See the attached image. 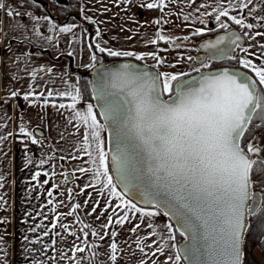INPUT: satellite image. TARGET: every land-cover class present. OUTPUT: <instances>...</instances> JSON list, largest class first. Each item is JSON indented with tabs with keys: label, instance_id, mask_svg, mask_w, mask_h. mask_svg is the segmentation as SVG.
I'll use <instances>...</instances> for the list:
<instances>
[{
	"label": "crops",
	"instance_id": "crops-1",
	"mask_svg": "<svg viewBox=\"0 0 264 264\" xmlns=\"http://www.w3.org/2000/svg\"><path fill=\"white\" fill-rule=\"evenodd\" d=\"M76 1L80 4L79 22L58 19L50 9L45 13L31 12L36 17H50L58 26H78L74 28L78 38L70 44V34H59L57 39L56 34L48 31L51 25L41 20L38 25L41 32L44 35H54V43L49 45L34 34L35 22L24 15L28 12L20 10L19 4L22 0H2L6 7L21 15L9 18L4 10H0V20L4 21L0 25V135L7 136L0 141V182L3 183L0 197L4 201L0 203V221H5L0 223V236L4 237L5 245L3 251H0V258L4 264H77V260L80 264H111L107 246L115 239L118 242V260L122 264H138L140 259L145 264H173L179 251L174 228L164 213L137 205L117 188L109 164L106 128L101 132V147L108 153L106 165L119 196L112 195L110 188L104 187L103 177H94L97 165L79 150L81 133L86 129L79 119L73 118L72 109L58 107L60 103L70 104L71 99L54 96L47 98V102L45 99L35 98L26 101L23 93L30 90V84H39L40 87L34 91L45 94L52 88L59 91H72L74 88L80 90L82 72L89 68L88 65L96 63L91 60V54L95 53L97 58L99 54L113 57L107 52H98L94 47L88 48L89 43L94 45L97 42L113 51L144 55L145 59L141 61L159 66L161 73L196 72L193 69L201 68V63L195 59L196 53L193 59L188 60L185 56H188L189 50L185 46L166 47L162 44L165 41L158 40L155 33L159 31L166 37H172L170 43L180 42L196 35L194 33L197 29L201 30L200 34L218 30L221 28L220 22L228 24L224 30L237 27L246 35L248 45L240 51L241 59L251 60L256 67L264 68V48L260 47L264 45V36H256L257 32L264 33V14L261 11L264 0H252L251 3L248 0H165L166 7L163 11L142 8L140 5L144 0H133L131 5L123 3L122 0ZM245 3L248 4L247 8L234 7ZM105 7L107 11L104 10ZM221 7L228 11L229 17L235 15L253 27L249 29L237 25L228 17H221V21H216L215 16ZM85 16L92 17L96 23L88 22L84 19ZM185 16L188 17L187 20L184 19ZM155 19H160L161 24L148 23ZM97 29L100 31L99 39L96 38ZM152 39H157V42L150 43ZM69 51L73 53L72 56H68ZM148 53L157 54L164 63L158 64ZM27 54L34 55L26 60ZM115 57L135 58L123 55ZM26 65L37 70V80H32L30 74L26 73ZM41 67L51 68L52 72H39ZM246 69L258 80L251 68ZM12 90L21 95L18 98L11 97ZM89 104L93 106L98 122L103 124L92 101L79 97L76 110L86 112ZM21 125L27 132L32 133L38 143L33 144L29 136L19 134ZM36 129L41 130L45 137L35 133ZM38 146L43 148V152L37 151ZM26 156H30L33 161L27 166ZM41 159L45 161L43 165L39 163ZM80 168L88 171L81 172ZM37 171L42 174L34 180L33 175ZM69 172L74 175L72 180L67 176ZM45 180L48 182L44 183ZM49 191L51 196L48 195ZM121 198L130 200L142 212L157 214L144 217L141 213L129 211L131 223L112 224L106 229L103 228L109 216L115 219L116 214H124L122 207H116L121 204ZM76 204L80 207L72 215H67ZM93 208H96L95 212L92 211ZM148 223L153 227L148 228ZM37 224L41 227L32 232L31 229ZM135 224H140L141 227L136 233H132L129 230ZM168 225L172 226L171 231ZM45 228L49 234L42 237L41 243H31L30 241L41 236ZM93 230L101 235L116 231L117 236L110 238L105 235L100 240L98 236L91 235ZM85 232L89 233L91 241L87 237L86 244H82ZM150 233L154 234L149 236ZM169 235H174L175 239L169 240ZM25 236L29 240L26 241ZM145 236L149 237L145 243L151 245L150 248L145 247L148 255H144L137 248V239ZM90 245L98 246L95 249L98 255L93 254V250L88 247ZM74 246L84 247L85 251L75 252ZM158 246L163 248V254L156 252L153 256L152 252ZM170 255L173 261H168ZM94 256L97 257L96 262ZM262 261L264 262V258ZM179 264H185L182 257Z\"/></svg>",
	"mask_w": 264,
	"mask_h": 264
},
{
	"label": "snow or ice",
	"instance_id": "snow-or-ice-1",
	"mask_svg": "<svg viewBox=\"0 0 264 264\" xmlns=\"http://www.w3.org/2000/svg\"><path fill=\"white\" fill-rule=\"evenodd\" d=\"M122 2L131 5L133 0H122ZM251 2L252 0H248V3ZM140 6L148 10L163 11L166 4L165 0H144ZM234 7L247 8L248 4L234 5ZM0 10H4L9 18L21 15V13L6 7L2 0H0ZM104 10L108 9L105 7ZM24 15L35 22L33 25L34 34L48 42L49 45L54 43V35H44L41 32L38 27L41 20L47 21L51 25L48 31L56 34L57 39L59 34H70L69 43L71 44L78 38L74 32V28H78L75 24L58 26L47 16L36 17L31 12L24 13ZM221 17H228L232 22L242 27L249 29L253 27L252 24H245L243 19L237 18L235 15L229 17L228 11L222 7L215 16V20L221 21ZM84 19L90 23H96L92 17L85 16ZM184 19L187 20L188 17L185 16ZM3 23L4 21L0 20V25ZM148 23L160 25L161 20L155 19ZM219 26L227 28L228 24L220 22ZM86 33L85 29L84 34ZM200 33L201 30L197 29L194 34L199 35ZM155 36L158 40L165 42L173 39L162 35L159 31L155 33ZM234 36V33L228 35L229 42L224 48L218 47L225 41L224 36L219 37L215 43L208 44L207 47L214 49L210 53V58L234 59L235 57L229 56V52L233 45L238 46L237 42L240 39L239 36H235L233 39ZM256 36H264V33L257 32ZM99 37L100 31L97 29L96 38L99 39ZM157 39H152L150 43L155 44ZM104 43L106 44L107 41ZM93 47L98 52H107L109 56L113 57L123 55L135 56L137 60L145 59L144 55L132 52L121 53L102 47L99 42L94 45L88 44L89 49ZM260 47L264 48V45H260ZM67 54L68 56L73 55L71 51ZM31 55L34 54H27L25 59L30 60ZM147 55L156 60L158 64L164 63V60L155 53ZM187 59L191 60L192 57H187ZM91 60H97L95 53L91 54ZM240 63L245 68H251L258 77L259 85L264 86V68L256 67L248 59L240 60ZM88 66L92 67L93 65ZM201 67L206 68L208 65L201 63ZM131 69V65H122L120 70L111 72V77L113 86H116V82H120L128 89L130 99L126 102L130 107L127 127L128 131L143 146L146 153V171L143 168L130 166L132 154L127 147H120L117 153L111 156V163L117 174L118 183L124 186L126 192L138 185H143L142 195L147 197V203L155 204L157 207L164 203V206H171L175 209L172 214L178 215L183 229L181 235L188 236L189 245L182 253L179 251L176 253L174 261L171 255L168 256V261L179 264L182 256L184 259L206 256L207 259L201 261V264H243V249L246 235L251 226L249 217H254L258 223L264 224V198L253 195L255 186L264 185V154H262L264 149L258 146V143L254 144L251 141L242 146V140L245 139L246 133L250 132L249 126L253 125L254 119L264 121V87L258 91L255 80L227 69L204 76L199 87H186L190 82L182 81L181 77L188 73H157L153 76L146 72L136 74ZM45 71L51 73L52 69L43 67L39 69V72ZM193 71L200 72V68L193 69ZM26 73L30 74L32 80L38 79L37 70L28 68L27 65ZM104 75L107 73L100 75L96 98L105 101L101 111L104 120L106 122L111 120L115 123L117 108L106 98ZM16 78L19 79V77ZM161 78L162 88L158 87ZM37 87L40 85L30 84V90L23 93V99L26 101L33 98L45 99L46 102L47 98L54 96L71 99L70 104L60 103L58 107L72 109L73 118L79 119L86 129L81 133L82 141L79 150L84 152L93 164L97 165L93 173L94 177L97 179L103 177L104 187H109L112 195L119 196L106 165L108 153L101 147V132L105 125L98 122L93 112V106L89 104L86 112L76 110L80 97L78 88H74L72 91H59L52 88L45 94V92H35L34 89ZM163 94H168L167 100L162 98ZM10 95L13 98H18L21 93L12 90ZM255 126L259 127L260 125ZM18 131L19 134L29 136L33 144L38 143L32 137V133L27 132L23 125L19 127ZM113 132L116 137L120 136L118 127L114 128ZM6 138L7 136L0 135V141ZM32 163L31 157L26 156L25 165ZM39 163L43 165L45 161L41 159ZM79 171L86 172L88 169L80 168ZM41 174L39 171L35 172L33 179L36 180ZM43 174L47 175V173ZM47 182V180L44 181V183ZM0 187H3L2 182H0ZM69 193L71 194L70 189ZM48 195H52L51 191L48 192ZM249 201L252 203L250 204ZM3 202V197H0V203ZM51 202L49 201V203ZM79 207L80 205L76 204L73 206L72 212L67 215H72ZM116 207H122L124 214H116L115 219L109 216L107 224L103 225V228L106 229L112 224L131 223L129 211L141 213L144 217L157 214L142 212L130 200L123 198H121V204ZM92 211L95 212L96 208H93ZM3 222L5 221H0V223ZM146 226L153 227L151 223ZM40 227L41 225L37 224L31 231L36 232ZM53 227H55L54 224ZM64 227L67 226L64 225ZM140 227V224H135L129 231L136 233ZM168 228L171 231L172 226L168 225ZM48 234V230L45 228L40 237L30 242L41 243L42 237ZM153 234L150 233L149 236ZM88 235V232L84 233L85 239L81 240L82 244H86ZM91 235L98 236L100 240H103L105 235L115 238L117 232H105L101 235L98 231L93 230ZM24 239L27 241L29 237L25 236ZM148 239V236L137 239V248L144 255H148L145 252V247H151L150 244L145 243ZM168 239L174 240L175 236L169 235ZM4 247V237L0 236V251H3ZM88 247L93 250L94 255H98L95 251L97 245ZM171 247H175V245H171ZM107 248L111 264H122L117 256L118 242L113 239ZM74 251L83 253L85 248L74 246ZM156 252L163 254V248L158 246L152 255H156ZM133 258H135L134 253ZM0 264H4L2 258H0ZM77 264H80L79 260H77ZM138 264H145V261L140 259Z\"/></svg>",
	"mask_w": 264,
	"mask_h": 264
},
{
	"label": "water",
	"instance_id": "water-1",
	"mask_svg": "<svg viewBox=\"0 0 264 264\" xmlns=\"http://www.w3.org/2000/svg\"><path fill=\"white\" fill-rule=\"evenodd\" d=\"M59 3L61 4H67V0H58ZM46 6L47 4H43ZM230 33H234L235 36H239L240 39L237 42V45L232 46V50L229 52V56L232 57L234 52L236 51L237 48H245L248 45V41L246 38V35L237 27H231L226 30H222L215 35L212 36H206L199 40L196 43V47L198 49V53L195 55V59L199 63H204L207 60H213L216 62H221L228 60V58L221 57L219 59H211L210 58V53L214 51V49H210L207 47L208 44L210 43H215V41L221 37H225V41L220 44L218 47L224 48L228 44V35ZM233 37V39L235 38ZM131 65L132 66V71L136 74H141V73H148L149 75H156L157 73H161L156 67L149 65L141 60H137L136 58L133 57H114V58H109L105 55L101 56V59L97 61L96 63L93 64L92 67L87 68L84 72H82V75L88 79L89 81V86L92 92V98H93V103L101 117L102 123L105 125V128L107 130L108 134V153H109V164L110 168L112 171V175L114 178V181L118 188L121 190V192L128 197L130 200L135 202L137 205L141 207H146V208H157L164 214L167 212L169 213L166 215L170 221L174 224L175 228L177 231L181 234V231H183L181 227V222L180 219L178 218L177 214H172L175 212V209L172 208L171 206H164V203H161L159 207H157L155 204H149L147 203V197H144L142 195L144 187L143 185H138L135 188H131L130 191L125 190L124 186L118 183L117 181V174L113 170V166L111 163V156L113 154L117 153L118 148L120 147H127L129 152L132 154V159L130 162V166H135L138 168H143L146 171V164H145V159H146V153L144 152L143 146L140 144V142L135 139V137L128 131V109L130 105L126 102L127 100L130 99L128 96V89L127 87H124L123 85L120 84V82H116V86H113V81L111 77V72L114 70H120L122 65ZM229 70L230 72H239L242 75H246L250 77L252 80H255L253 75L248 72L246 69L241 68V67H235V66H220V67H214V68H209V69H203L200 70V72H193L191 74H188L186 76L181 77L182 81H189L190 84L186 85V87H199L200 81L204 76H209L216 74L218 72H221L223 70ZM107 73V75H104V87L106 90V98L108 101H111L117 108V114H116V122L114 123L113 121H105L103 116L101 115L102 111V106L104 105L105 101L98 100L96 98V88L98 86V83L100 82V75ZM256 81V80H255ZM158 87L162 88V78L161 82L158 83ZM257 90L259 91L258 84H257ZM162 98L167 100L168 97H165L164 94L162 95ZM119 128L120 130V136L116 137L114 135L113 129L114 128ZM41 130L36 129L35 133L40 134L42 137H45V134L40 132ZM262 149H264V145L261 146ZM72 174V175H69ZM68 178L73 179L74 175L73 173L69 172L68 173ZM254 197L259 196L263 198V195L260 191H255L253 192ZM168 199H171V197H168ZM251 204L252 201H249ZM251 219V217H249ZM184 240L179 244V252H183V250L189 245V240L187 235H182ZM247 236V235H246ZM243 251H245V246ZM182 259L185 264H201V261H205L207 259L206 256H200L197 258H189V259H184L182 256ZM244 261V259H243Z\"/></svg>",
	"mask_w": 264,
	"mask_h": 264
},
{
	"label": "trees",
	"instance_id": "trees-1",
	"mask_svg": "<svg viewBox=\"0 0 264 264\" xmlns=\"http://www.w3.org/2000/svg\"><path fill=\"white\" fill-rule=\"evenodd\" d=\"M19 5H20V10L23 11V12L45 13V12H48L49 9H50V10H53L55 12V14L58 17V19L67 20L68 22H79L80 21L78 19V16H79V13H80V4L76 0H69L68 4H54L53 6H51L49 8H43L41 5L36 4L32 0H22L21 4H19ZM224 29L225 28H220L218 30L211 31L209 33L193 35V36L185 38L183 41H189V42H192V43H196L199 40H201L202 38H204L206 36L215 35L219 31H222ZM162 44L164 46H166V47H171L170 41L163 42ZM194 51H195V49H193V48L189 49V52L191 54ZM187 57L188 56H185L186 59H187ZM233 57H235V58L234 59H228V60H226V61H224L222 63H219V64H213V65H211L209 67H206L204 69L217 67L218 65L219 66L220 65H223V66H235V67L244 68L243 65L240 63V60H241L240 56L236 55V56H233ZM109 58H114V57H109ZM100 59H101V55L99 54L96 62L99 61ZM256 82H257L258 88L260 90V88L262 86L259 85L257 79H256ZM80 98L82 100H85V101H92L93 102L92 92H91V89H90V86H89V81L83 75L81 76V79H80ZM99 117H100V115H99ZM100 119H101V117H100ZM255 125H260V126L256 127ZM263 125H264V121H261V120H258V119H254L253 125L249 126L250 132L246 133L245 139L242 140V146L246 145L254 137L256 132H258L263 127ZM117 188H118V186H117ZM253 189L256 190V191H260L262 193V195H263V198H264V185H257ZM154 209H157V208H154ZM157 210H159V209H157ZM250 220H251V226H250V230H249V232L247 233V236H246L243 264H262L261 259L259 257L262 256V258H264V224L258 223V221L254 217H251ZM171 224H172V226L174 228V232L176 234L177 242H178V244H180L184 240V238L177 231V229L175 228V226H174V224L172 222H171ZM88 241L89 242L91 241V236H88ZM94 258H95L94 260L96 262L97 261V257L94 256Z\"/></svg>",
	"mask_w": 264,
	"mask_h": 264
},
{
	"label": "flooded vegetation",
	"instance_id": "flooded-vegetation-1",
	"mask_svg": "<svg viewBox=\"0 0 264 264\" xmlns=\"http://www.w3.org/2000/svg\"><path fill=\"white\" fill-rule=\"evenodd\" d=\"M33 2H35L36 4H39V5H41L43 8H49V7H51V6H53L54 4H61V3H59V1L58 0H32ZM68 2H69V0H67V4H68ZM43 4H47L46 6H44ZM261 11H262V13L264 14V3L262 4V6H261ZM220 32V31H219ZM247 38V37H246ZM248 41V40H247ZM237 49H243V48H237ZM236 49V50H237ZM198 53V52H197ZM196 53V54H197ZM235 53V52H234ZM102 56V55H101ZM233 56V55H232ZM226 61V60H225ZM207 63H209V66H211V65H213V64H219V63H222V62H224V61H221V62H216V61H213V60H207L206 61ZM206 62H204V64L206 63ZM208 66V67H209ZM220 66H223V65H220ZM219 65L217 66V67H220ZM244 67V66H243ZM214 68V67H213ZM208 69V68H207ZM244 69H246L245 67H244ZM247 70V69H246ZM248 72H250L249 70H247ZM251 73V72H250ZM252 74V73H251ZM253 75V74H252ZM253 77L255 78V76L253 75ZM255 80H256V78H255ZM167 97V96H166ZM255 137H260L261 139L259 140V141H257V142H254V144H257L258 143V146H263L264 145V125H263V127L258 131V132H256V134L254 135ZM262 154H264V153H262Z\"/></svg>",
	"mask_w": 264,
	"mask_h": 264
},
{
	"label": "rangeland",
	"instance_id": "rangeland-1",
	"mask_svg": "<svg viewBox=\"0 0 264 264\" xmlns=\"http://www.w3.org/2000/svg\"><path fill=\"white\" fill-rule=\"evenodd\" d=\"M252 5H258V4H252ZM251 6V5H250ZM213 31V30H212ZM209 32H211V31H209ZM209 32H207V33H209ZM170 45H174V47H176V46H181V47H184L185 46V48L186 49H191V48H193V49H195V51L194 52H192V54L190 53H188L189 55H188V57H192V59H193V55L195 54V53H197L198 52V49L196 48V46H195V43H192V42H189V41H181V42H178V41H171V44ZM189 47V48H188ZM240 51H241V49H237L236 51H235V53L233 54V56H236V55H239L240 54ZM232 56V57H233ZM241 58V57H240ZM242 60V59H241ZM148 64V63H147ZM205 64H207L208 66H209V63H205ZM150 65V64H149ZM154 67H156L158 70H159V66L157 67V66H154ZM204 68H200V70H203ZM184 72V71H183ZM166 73H169V72H166ZM185 73H188V74H191V73H193V72H185ZM169 74H172V73H169ZM175 83V82H174ZM164 96L166 97H168V94H164ZM255 137V136H254ZM261 138L260 137H255V139H251L250 141L252 142V143H254V142H257V141H259ZM256 190H254L253 189V192H255ZM260 259H261V262H262V264H264V262L262 261V257L260 256L259 257Z\"/></svg>",
	"mask_w": 264,
	"mask_h": 264
},
{
	"label": "built area",
	"instance_id": "built-area-1",
	"mask_svg": "<svg viewBox=\"0 0 264 264\" xmlns=\"http://www.w3.org/2000/svg\"><path fill=\"white\" fill-rule=\"evenodd\" d=\"M37 151L38 152H43V148L41 146H38Z\"/></svg>",
	"mask_w": 264,
	"mask_h": 264
}]
</instances>
